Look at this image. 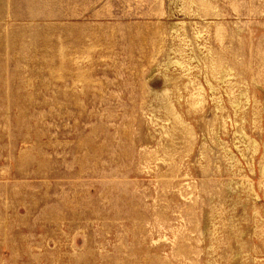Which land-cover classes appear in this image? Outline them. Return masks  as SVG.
Instances as JSON below:
<instances>
[{
	"label": "rangeland",
	"instance_id": "obj_1",
	"mask_svg": "<svg viewBox=\"0 0 264 264\" xmlns=\"http://www.w3.org/2000/svg\"><path fill=\"white\" fill-rule=\"evenodd\" d=\"M0 264H264V0H0Z\"/></svg>",
	"mask_w": 264,
	"mask_h": 264
}]
</instances>
